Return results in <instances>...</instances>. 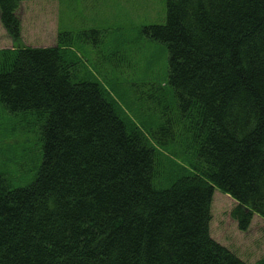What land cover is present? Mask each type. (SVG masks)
<instances>
[{
  "label": "trees",
  "instance_id": "trees-1",
  "mask_svg": "<svg viewBox=\"0 0 264 264\" xmlns=\"http://www.w3.org/2000/svg\"><path fill=\"white\" fill-rule=\"evenodd\" d=\"M22 1L0 0L13 44L0 48V102L32 115L40 164L23 187L0 173V264H249L209 222L216 188L239 230L264 219V0H164L165 21L141 28L167 49L169 90L148 86L178 115L146 133L77 74L74 40L100 31L26 47ZM150 139L177 144L191 171L160 184Z\"/></svg>",
  "mask_w": 264,
  "mask_h": 264
},
{
  "label": "rangeland",
  "instance_id": "rangeland-1",
  "mask_svg": "<svg viewBox=\"0 0 264 264\" xmlns=\"http://www.w3.org/2000/svg\"><path fill=\"white\" fill-rule=\"evenodd\" d=\"M165 10L164 0H26L16 12L21 23L20 44L26 47L53 46L60 30H99L97 35L74 40L81 58L77 74L91 80L96 77L121 114L146 133L150 125L159 126L178 115L175 104L171 109L172 93L158 102L152 97L161 96L153 95L148 86L166 84L167 49L159 40L145 36L141 27L163 23ZM12 46L0 23V48ZM36 127L32 115L8 113L0 102V173L7 174L13 186L29 184L40 164ZM148 143L157 152L160 184L189 172L190 157L182 155L177 144L159 147L151 139ZM212 197L211 237L249 264H264V219L254 214L249 228L239 230L230 216L235 205L232 197L218 188Z\"/></svg>",
  "mask_w": 264,
  "mask_h": 264
}]
</instances>
